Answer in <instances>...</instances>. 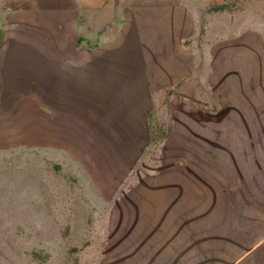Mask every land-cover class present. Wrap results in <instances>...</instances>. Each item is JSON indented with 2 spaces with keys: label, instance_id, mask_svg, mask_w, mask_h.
Here are the masks:
<instances>
[{
  "label": "rangeland",
  "instance_id": "rangeland-1",
  "mask_svg": "<svg viewBox=\"0 0 264 264\" xmlns=\"http://www.w3.org/2000/svg\"><path fill=\"white\" fill-rule=\"evenodd\" d=\"M188 1L203 12L198 91L159 84L131 137L91 116L59 124L0 79V264H235L264 232V35L227 48L234 14L264 32V0ZM35 6L0 1V54L36 27Z\"/></svg>",
  "mask_w": 264,
  "mask_h": 264
},
{
  "label": "crops",
  "instance_id": "crops-1",
  "mask_svg": "<svg viewBox=\"0 0 264 264\" xmlns=\"http://www.w3.org/2000/svg\"><path fill=\"white\" fill-rule=\"evenodd\" d=\"M197 8L188 0H36V27L1 51L2 90L12 96L34 90L38 105L59 124L61 116H91L131 137L159 84L180 83L175 88L183 96L198 91L197 74L188 80V54L199 50L203 34ZM233 17L227 47L232 53L246 50L253 34L264 35ZM218 21L211 20V49L219 43ZM160 59L163 65L155 62ZM194 61L196 67L198 54ZM16 78L31 83L24 88ZM255 111L263 114L264 108ZM260 213L264 228V206ZM257 237L236 252L235 264H264V232Z\"/></svg>",
  "mask_w": 264,
  "mask_h": 264
}]
</instances>
